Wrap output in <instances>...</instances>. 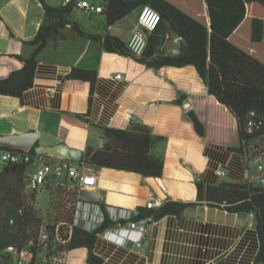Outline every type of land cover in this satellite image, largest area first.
Here are the masks:
<instances>
[{"label":"crops","instance_id":"1","mask_svg":"<svg viewBox=\"0 0 264 264\" xmlns=\"http://www.w3.org/2000/svg\"><path fill=\"white\" fill-rule=\"evenodd\" d=\"M45 1L52 6L66 4L64 0ZM139 11L137 8L112 25L111 33L128 42ZM43 17L41 0H0V79L22 66L17 55L32 54L23 40L37 33ZM72 20L89 33L105 31L99 15L75 8ZM65 31L66 40L39 54L32 87L21 97L0 94V135L36 131L38 145L64 144L83 153L88 147L102 146V127L144 123L158 137L153 153L163 158L164 170L156 179L166 199L195 202L180 215L147 223L139 243L127 240L118 244L111 236L98 234L94 251L103 258L101 264H262L256 261L261 240L254 213L251 217V213L198 201V181L205 185L223 180L240 182L247 180L248 173L258 172L239 150L236 117L209 92L197 69L193 65L149 67L132 55L105 50L101 42L76 34L70 26ZM75 67L96 70V81L68 79ZM190 111L203 123L204 135L196 130ZM76 113L84 114L87 120ZM37 158L39 164L55 159L49 154ZM219 165L226 169L225 176L216 173ZM92 168L97 183L88 189L100 198L92 202L79 196L76 217L77 224L87 230L95 229L104 219L100 202L115 223H127L134 210L159 199L140 173ZM161 200L162 204L165 199ZM88 254L85 246L67 250L66 264H87Z\"/></svg>","mask_w":264,"mask_h":264},{"label":"trees","instance_id":"2","mask_svg":"<svg viewBox=\"0 0 264 264\" xmlns=\"http://www.w3.org/2000/svg\"><path fill=\"white\" fill-rule=\"evenodd\" d=\"M44 17L37 33L23 40L32 48L28 57L17 55L22 66L0 79V94L21 97L34 84L38 56L49 45H57L68 38L65 29L70 26L76 34L102 43L107 51L132 55L128 44L109 30L112 25L144 4H151L161 14L158 27L149 33L148 42L141 56H133L149 67L193 65L209 92L226 105L238 123L239 150L250 156L263 154L264 144V0H97L104 9L99 15L104 20L103 34H92L72 20L73 3L52 6L41 0ZM169 19L172 27L187 39L182 53L171 56L165 53L170 32L164 23ZM68 79H82L93 84L97 71L75 67ZM252 112L255 114L252 115ZM83 120L86 116L75 114ZM196 130L205 134V127L194 111L189 112ZM255 124L249 127V121ZM251 128V131H250ZM103 144L100 148L88 147L78 161L91 167L128 170L143 176L161 177L164 160L153 153L158 137L151 128L141 122H132L127 128L102 127ZM0 150H21L19 147L0 144ZM32 157L37 148L29 150ZM48 155V154H44ZM31 165V164H29ZM26 163L5 164L0 169V258L9 244L29 247L34 253L32 264H49L52 253H59L79 246L88 248L87 264H101L103 258L94 251L98 234L112 227L115 222L109 217L105 205L103 221L93 230L75 223L78 193L68 189L66 180L50 182L52 187L50 207H36L34 192L28 193L25 177ZM64 183V186H60ZM198 201L222 207L238 213H254L261 246L256 256L264 264V185L240 181H221L216 185L197 182ZM63 193L61 199L53 197L54 191ZM195 202L165 199L158 207H140L139 214L131 218L157 220L167 215H180ZM13 220V221H12ZM60 232L72 229L68 237H58ZM125 223V221H123ZM43 225L49 230V240L39 242ZM61 238V239H60ZM63 240H66L63 242Z\"/></svg>","mask_w":264,"mask_h":264},{"label":"built area","instance_id":"3","mask_svg":"<svg viewBox=\"0 0 264 264\" xmlns=\"http://www.w3.org/2000/svg\"><path fill=\"white\" fill-rule=\"evenodd\" d=\"M65 3H73L75 8L81 9L89 14L100 13L104 7L92 0H64ZM161 21L160 12L153 7L151 4H144L140 7L138 24L134 28L131 37L129 38L127 44L129 51L133 56H141L147 46L148 34L154 31ZM118 79L122 77L120 73L116 75ZM25 107V106H24ZM255 113L252 112V115ZM128 117H131L130 113H127ZM255 122L249 121V127L254 126ZM251 131V128H250ZM19 151L14 150H2V161L5 164L13 163H26L27 165L33 164L31 169L28 168L27 175L25 177L26 186L35 191L41 186L46 185L52 179L60 180L64 179L67 182H71V186H75L78 189L89 188L97 183V175L94 169L84 163L75 164V160L63 158L59 156H54L55 159L52 162L44 161L40 163L37 167L34 166V161L38 156L32 157L29 150L20 148ZM244 158L247 162H253L257 167V174L252 175L247 174L248 182H254L258 180L264 185V156L263 154L250 156L247 152H244ZM216 173L220 176L226 175V169L219 165L216 169ZM70 186V187H71ZM162 200L156 199L148 203V207H156L161 205ZM80 202L77 204L75 223L77 224L76 217L80 213L79 208ZM13 221V220H12ZM96 224V223H94ZM63 223H57L55 225V232L58 237L67 234L68 237L72 234V229L64 230L61 234L60 229ZM95 227V226H94ZM148 227L146 224H139L136 221L130 220L129 222L123 224L121 227H111L102 232L105 237L111 236L112 240L116 241L118 244H124L127 240L135 241L139 243L144 233L147 231ZM61 236V237H62ZM61 239V238H60ZM49 240V230L47 225H43L40 235L39 242L46 243ZM66 240H63L65 242ZM63 252L52 253L48 258L49 264H66V258ZM34 259V253L29 247H18L16 244H9L3 251V255L0 258V264H32Z\"/></svg>","mask_w":264,"mask_h":264},{"label":"water","instance_id":"4","mask_svg":"<svg viewBox=\"0 0 264 264\" xmlns=\"http://www.w3.org/2000/svg\"><path fill=\"white\" fill-rule=\"evenodd\" d=\"M164 23L166 24L169 32L170 38L165 45V53L171 56H177L182 53L183 45L187 42V39L178 33L173 27L172 23L169 19H164ZM149 35V34H148ZM186 107L188 104L185 105ZM38 138V133L36 131H29L21 134H11V135H0V144L15 146L23 149L30 150L33 147L37 148V152L39 155L49 154L52 156H59L63 158L72 159L75 161H79L82 158V151L75 148H70L64 144L57 145H38L36 140ZM33 167V164L29 165V169ZM146 180L149 185L154 189L156 194L160 199H166V194L163 191L162 187L158 183L156 177L146 176ZM60 186H64V183H61ZM50 184L45 187V189L49 190ZM70 189L78 195L86 200L92 202H98L100 198V194L91 191L88 188L78 189L75 186H71ZM139 214L138 210H134L132 212V216H137ZM253 216V213L250 214ZM152 219H144L139 221V224H147L151 223ZM124 223L122 221L116 222L113 227H121Z\"/></svg>","mask_w":264,"mask_h":264},{"label":"rangeland","instance_id":"5","mask_svg":"<svg viewBox=\"0 0 264 264\" xmlns=\"http://www.w3.org/2000/svg\"><path fill=\"white\" fill-rule=\"evenodd\" d=\"M262 149L264 151V144L262 145ZM39 158L35 160V167L39 165ZM76 164V162H75ZM78 164V163H77ZM5 166V163L2 161V150H0V169ZM257 183H260L258 180H256ZM71 184V182L69 181ZM45 185L41 186L38 190H31L27 187L28 193H33L34 192V201L35 205L37 208L41 210H46L50 207V202H51V192L47 189L44 188ZM53 197L55 199H61L63 197V193H60L58 191H54Z\"/></svg>","mask_w":264,"mask_h":264}]
</instances>
